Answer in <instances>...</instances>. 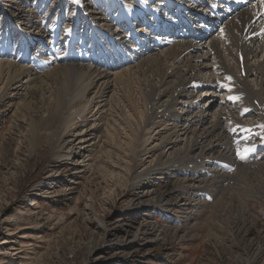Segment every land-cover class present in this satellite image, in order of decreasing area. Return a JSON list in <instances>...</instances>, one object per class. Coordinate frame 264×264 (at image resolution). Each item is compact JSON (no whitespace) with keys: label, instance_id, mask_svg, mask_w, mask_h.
<instances>
[{"label":"rangeland","instance_id":"374dc122","mask_svg":"<svg viewBox=\"0 0 264 264\" xmlns=\"http://www.w3.org/2000/svg\"><path fill=\"white\" fill-rule=\"evenodd\" d=\"M124 1L136 9L145 3ZM89 3L0 0V61L5 56L19 59L28 43L40 40L53 26L60 38L79 21L77 52L100 62L85 84L80 100L84 113L62 127L56 146L50 144L53 136L43 127L47 114L38 104L17 112L20 122L15 123L19 101L7 91V77L0 76V95L7 92L9 99L0 101V264H264V185L256 179L249 191L223 194L228 201L215 216L216 197L223 193L218 189L211 195H202L203 189L185 192L173 176L132 185L134 176L155 166L161 140L174 126L157 121L146 131V144L143 141L136 154L128 150L137 119L128 102L130 76L122 79L120 74L133 67L131 78H137L135 62L126 61L127 55L108 40V6L101 15L99 6L90 8ZM33 4V21L18 17ZM57 5L64 16L59 20V11L52 12L40 25ZM52 91L50 86L48 99ZM138 97L139 91H132L141 106ZM34 127L39 128L37 143ZM75 129L88 130L80 166L75 165L77 159L59 158L66 150L59 154L56 150ZM263 154L251 153L247 162L256 156L262 159ZM228 183L226 187H235ZM257 189L261 192L251 191ZM233 195L237 198L231 202ZM198 202L204 206L200 215L186 221L190 205ZM150 222L165 234L143 238L142 228Z\"/></svg>","mask_w":264,"mask_h":264},{"label":"bare ground","instance_id":"6f19581e","mask_svg":"<svg viewBox=\"0 0 264 264\" xmlns=\"http://www.w3.org/2000/svg\"><path fill=\"white\" fill-rule=\"evenodd\" d=\"M107 1L110 5L89 0L88 7L99 6L104 15V6H108V40L121 48L128 57L126 61L135 62L137 71V78H131L133 67L120 74L122 79L130 76L126 82L131 93L128 102L137 119L136 128H131L134 140H130L128 150L136 154L143 141L146 144V131L157 121L172 122L174 126L161 140L155 166L134 176L132 185L146 186L150 185L142 183L146 179L152 183L173 176L178 188L185 192L203 189L202 195H211L218 189L223 193H217L214 216L227 200L223 194L249 191L255 179L264 185V158L250 157L248 163V158L245 161L239 156L245 149H254L247 157L264 151V2L144 0L136 9L124 0ZM35 10L33 4L18 17L31 22ZM59 10L58 5L50 8L39 24ZM59 13L60 20L64 15ZM79 23L74 22V28L60 38L53 26L46 36L28 43L18 60L5 56L0 61V76L7 77V91L14 92L19 101L13 113L15 123L20 122L17 112H26L32 104H38L47 114V120L42 122L53 136L49 140L53 146L60 144L62 127L67 128L70 121L84 113L86 106L80 100L85 84L100 66L99 61L77 52L74 46ZM52 82L55 83L51 85ZM50 86L51 100L47 98ZM135 90L139 91L141 106L132 98ZM5 99L7 92L0 95V101ZM32 129L37 143L39 128ZM87 132L75 129L69 140L56 149L58 154L66 150L59 158L77 159L76 166L84 163L81 160ZM235 168L236 172L229 174ZM230 181L235 187H226ZM203 208L201 202L190 205L184 218L194 221ZM142 229L145 239L165 234L156 223H147Z\"/></svg>","mask_w":264,"mask_h":264},{"label":"snow or ice","instance_id":"6c2138e0","mask_svg":"<svg viewBox=\"0 0 264 264\" xmlns=\"http://www.w3.org/2000/svg\"><path fill=\"white\" fill-rule=\"evenodd\" d=\"M77 2H79V0H77ZM262 2H264V0H262ZM226 79H228L229 81L232 79L231 77H226ZM222 87H227V85H221ZM232 89L229 88V91H231ZM230 99L232 100H238L239 97H230ZM254 151V149H245L242 153H239L240 159L241 160H246L247 159V153Z\"/></svg>","mask_w":264,"mask_h":264}]
</instances>
